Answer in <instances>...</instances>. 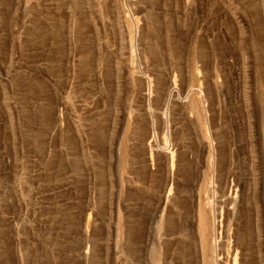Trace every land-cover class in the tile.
<instances>
[{
  "label": "rangeland",
  "instance_id": "1",
  "mask_svg": "<svg viewBox=\"0 0 264 264\" xmlns=\"http://www.w3.org/2000/svg\"><path fill=\"white\" fill-rule=\"evenodd\" d=\"M221 1L0 0V264H264V0Z\"/></svg>",
  "mask_w": 264,
  "mask_h": 264
},
{
  "label": "bare ground",
  "instance_id": "2",
  "mask_svg": "<svg viewBox=\"0 0 264 264\" xmlns=\"http://www.w3.org/2000/svg\"><path fill=\"white\" fill-rule=\"evenodd\" d=\"M228 8H229V6H227V1L226 0H222L221 1V13H222V17H224L225 19L227 18V10H228Z\"/></svg>",
  "mask_w": 264,
  "mask_h": 264
}]
</instances>
